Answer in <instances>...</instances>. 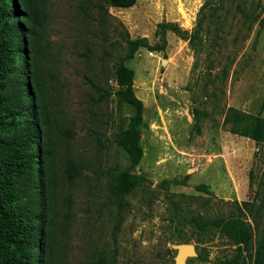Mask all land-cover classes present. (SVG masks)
<instances>
[{
  "label": "rangeland",
  "instance_id": "rangeland-1",
  "mask_svg": "<svg viewBox=\"0 0 264 264\" xmlns=\"http://www.w3.org/2000/svg\"><path fill=\"white\" fill-rule=\"evenodd\" d=\"M24 1L49 111L54 264H174L171 245L178 242L197 251L185 264H223L236 246L188 219L225 216L234 201L252 202L244 210L252 226L253 217L264 216V145L256 152L255 142L232 133L224 119L229 108L264 117V0H209L203 11L208 0H135L127 8L106 0ZM202 14L192 44L167 30L162 50L140 47L124 60L143 103V155L131 171L145 179L119 211L111 185L129 160L115 135L135 112L120 99L116 80L126 39L161 45L158 23L190 32ZM69 160L81 167L74 183ZM200 183L210 192L196 190ZM241 260L255 264L247 250Z\"/></svg>",
  "mask_w": 264,
  "mask_h": 264
},
{
  "label": "trees",
  "instance_id": "trees-1",
  "mask_svg": "<svg viewBox=\"0 0 264 264\" xmlns=\"http://www.w3.org/2000/svg\"><path fill=\"white\" fill-rule=\"evenodd\" d=\"M106 2L110 6L127 8L135 0ZM24 6V0H0V264H54V180L50 175L49 151L45 143L49 111L41 77L34 66L30 45L32 32L24 21L28 18ZM207 6L212 7L209 0L201 11ZM14 17L19 21L13 20ZM203 18L204 14L198 17L190 32L174 22L158 23L161 45L150 44L147 37L126 39L128 51L116 69V80L121 86L120 99L132 105L135 112L129 118L128 126L115 135L116 144L126 152L129 160V167L118 172L111 185V200L119 211L126 203L125 196L145 179L144 175L131 171L143 155L140 145L143 103L133 92L134 73L124 60L132 58L140 47L149 51L162 50L167 30L192 44ZM87 82L102 97L106 95L101 87L88 79ZM224 119L230 124L232 133L255 142L256 152L264 145V117L229 108ZM66 172L69 182L74 183L81 167L69 160ZM195 189L210 192L204 183L195 185ZM234 202L235 209L225 216L206 217L198 213L188 222L200 232L215 230L236 246L234 254L226 257L223 264H244L241 260L243 250H247L250 260L254 257L255 264H264V216L253 217L252 226L244 211L247 206H252V202ZM255 236L257 247L252 251L249 247Z\"/></svg>",
  "mask_w": 264,
  "mask_h": 264
},
{
  "label": "water",
  "instance_id": "water-1",
  "mask_svg": "<svg viewBox=\"0 0 264 264\" xmlns=\"http://www.w3.org/2000/svg\"><path fill=\"white\" fill-rule=\"evenodd\" d=\"M171 247L176 250L174 264H185L188 258L197 256L195 245L191 242H178Z\"/></svg>",
  "mask_w": 264,
  "mask_h": 264
}]
</instances>
